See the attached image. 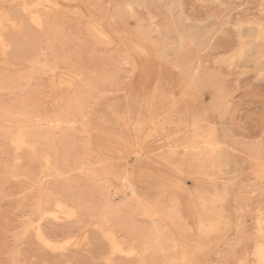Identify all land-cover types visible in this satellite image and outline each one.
Returning <instances> with one entry per match:
<instances>
[{
	"label": "rangeland",
	"instance_id": "374dc122",
	"mask_svg": "<svg viewBox=\"0 0 264 264\" xmlns=\"http://www.w3.org/2000/svg\"><path fill=\"white\" fill-rule=\"evenodd\" d=\"M258 23L264 0H0V264H264ZM214 125L233 164L172 172Z\"/></svg>",
	"mask_w": 264,
	"mask_h": 264
},
{
	"label": "bare ground",
	"instance_id": "6f19581e",
	"mask_svg": "<svg viewBox=\"0 0 264 264\" xmlns=\"http://www.w3.org/2000/svg\"><path fill=\"white\" fill-rule=\"evenodd\" d=\"M128 1V0H127ZM125 3V2H124ZM130 5H131V3H129ZM120 12V11H119ZM126 12H128V11H126ZM125 12V13H126ZM122 13V12H121ZM124 13V12H123ZM120 14V13H119ZM136 14V13H135ZM128 16V15H127ZM138 16V15H137ZM121 17V16H120ZM124 18L126 17V16H123ZM122 17V18H123ZM120 20V19H119ZM138 20V19H137ZM125 21V20H124ZM118 22V21H117ZM116 23V22H115ZM119 23V22H118ZM126 23H128V19L126 20ZM36 24V23H35ZM121 23H119V25H120ZM132 24V23H131ZM143 24V23H142ZM141 24V25H142ZM261 24V23H260ZM260 24L258 23V24H256L253 28H251V31H252V34H253V44H255L256 43V41L257 40H259V39H262L263 37L262 36H264V34H263V31L262 30H264L261 26H260ZM124 25H125V23H124ZM122 26H123V24H122ZM126 26V25H125ZM128 26V25H127ZM145 26H147V25H145ZM148 26H149V24H148ZM240 26V25H239ZM150 27V26H149ZM123 28V27H122ZM126 28V27H125ZM128 29H130L129 27H128ZM150 30H151V28H149ZM141 30H143V29H141ZM145 32H146V27H145ZM240 30H241V28H240ZM248 30V29H247ZM239 31V30H238ZM243 31H245V30H243ZM243 31H241V32H243ZM249 31H250V29H249ZM129 32V31H128ZM143 32V31H142ZM149 32V31H148ZM246 32V31H245ZM239 33V32H238ZM247 33H248V31H247ZM250 33V32H249ZM142 34V33H141ZM147 34V33H146ZM152 34V33H151ZM240 34V33H239ZM238 34V35H239ZM243 34H244V32H243ZM246 34V33H245ZM244 34V35H245ZM148 35H149V33H148ZM147 35V36H148ZM250 35H251V33H250ZM240 36H242V35H239V38H240ZM246 36V35H245ZM244 36V37H245ZM243 36H242V40H243V38H244ZM246 39H248V37H245ZM149 40H151V38H149ZM153 40V39H152ZM240 40V39H239ZM245 40V39H244ZM264 40V39H263ZM11 41V40H10ZM155 41V40H154ZM249 42H250V40H248ZM248 42V43H249ZM252 42V41H251ZM259 42V41H258ZM260 42H262V41H260ZM244 43V45H245V42H243ZM15 44V43H14ZM246 44H247V42H246ZM250 44V43H249ZM252 44V43H251ZM264 44V43H263ZM248 45V44H247ZM246 45V46H247ZM255 45H257V44H255ZM254 45V46H255ZM241 46H242V43H241V45H240V48H241ZM246 46H244V47H246ZM251 46V45H250ZM250 46L248 47L247 46V48H249V49H251L250 48ZM254 46H251L252 48L254 47ZM16 47V46H15ZM243 47V46H242ZM244 47H243V49H244ZM258 47H259V45H258ZM261 47V49H262V46H260ZM256 49H257V47H256ZM255 49V50H256ZM260 49V48H259ZM258 49V50H259ZM263 49H264V47H263ZM262 49V50H263ZM240 50L242 51V48L241 49H239V51L238 52H240ZM251 50H253V49H251ZM250 50V51H251ZM254 50V51H255ZM262 50H259V51H256L257 53H255V55L257 56V54H258V52H260L261 53V51ZM245 51H248L249 52V50H245ZM242 52H244V50L242 51ZM242 52H240V53H242ZM247 52V53H248ZM263 52V51H262ZM134 53H142V49L141 48H138L137 47V49H134ZM251 52H249L248 54H250ZM237 54V53H236ZM242 54H244V53H242ZM253 54V53H252ZM251 54V55H252ZM235 55V54H234ZM245 55L247 56V54L245 53ZM245 55H242V56H245ZM254 55V56H255ZM261 55V54H260ZM236 56V55H235ZM235 56H232V58L234 59L235 58ZM239 56V55H238ZM245 56V57H246ZM239 57H241V56H239ZM238 57V58H239ZM247 57H251L250 55H248ZM252 57H253V55H252ZM256 58H258V57H256ZM232 59V61H234ZM251 59V58H250ZM239 60H240V58H239ZM259 60H260V58H259ZM226 61L227 60H225V63H226ZM232 61H230V59L228 60V63H230L231 62V64H232ZM236 61H237V59H236ZM235 62V61H234ZM256 62V61H255ZM260 62V61H259ZM258 62V63H259ZM228 63H226L227 65H230V64H228ZM262 63V62H261ZM256 64V63H255ZM233 65V64H232ZM258 65V64H257ZM260 65V64H259ZM263 65V64H262ZM256 66V65H255ZM258 67H261V66H258ZM263 67V66H262ZM222 81V80H221ZM221 81H219V82H221ZM224 81V80H223ZM222 81V82H223ZM221 84H223V83H221ZM83 87V86H82ZM221 87H222V85H221ZM223 90V89H222ZM228 97V96H227ZM222 99V98H221ZM220 103H224V102H220ZM93 104V103H92ZM225 104V103H224ZM225 106V105H224ZM223 116V115H222ZM24 119H26V118H24ZM29 119V118H28ZM18 120V119H17ZM19 120H21V119H19ZM58 120V119H57ZM222 120H224V119H222ZM29 121V120H28ZM202 121H203V119H202ZM201 121V122H202ZM205 121V120H204ZM24 122V121H23ZM192 124L193 123H195V122H197L196 120H191L190 121ZM225 122V121H224ZM223 121H222V123H224ZM22 123V122H21ZM139 123V122H138ZM221 123V124H222ZM26 124V123H25ZM225 124V123H224ZM223 124V125H224ZM23 125H24V123H23ZM26 125H28V124H26ZM31 125V124H30ZM226 125V124H225ZM25 126V125H24ZM34 126H36V125H34ZM19 127V126H18ZM21 127V126H20ZM19 127V128H20ZM23 127V126H22ZM30 128H32V126H29ZM40 127V126H39ZM18 128V129H19ZM42 128V127H41ZM239 128H240V126H239ZM23 129V128H22ZM219 129H221V131H222V128H219ZM241 129V128H240ZM226 130V129H225ZM264 130V129H263ZM23 131V130H22ZM190 131H192V129H190ZM215 131H216V127H215V125H214V127L210 130V131H208V132H206V133H204V134H198V133H195V135L193 136V137H191V133L190 134H188V135H186L185 136V138H186V142L185 143H188V141H191L192 140V138H194L195 140H197V143H196V145H195V147H193L192 148V150L190 151V152H188L187 154L189 155L188 157L187 156H181L180 155V152H182L183 151V148H184V146H185V144H183V143H180L179 145H177L176 146V152H178L177 153V155L175 156L174 155V158H173V160L171 161V162H169L170 164H168L169 165V167H171L170 169H171V171L173 172V171H175V170H177V171H179L178 173L180 174V176L181 175H184V174H192L193 175V177L195 178V175L196 174H201V173H204V172H206V173H209V171L210 170H214V168L215 167H218L219 166V163L221 162L222 164H224V165H228V164H233V162H232V160H233V158H229V157H227V155H224V154H221L220 152H222V150H226L227 152H229V149L227 148V146H226V144L225 143H223V141H222V137L220 138V137H218L217 135H216V133H215ZM243 131V130H242ZM17 132V131H16ZM30 132L32 133V131L30 130ZM34 132V131H33ZM43 132V131H42ZM240 132V131H239ZM261 132V131H260ZM263 132V131H262ZM20 133H21V131H20ZM223 133V132H222ZM226 133V132H225ZM19 134V133H18ZM144 134H148L149 135V138H152V136L153 135H155L156 133H155V130H153V128L152 129H150L149 130V132L148 131H146V133L145 132H143V133H140L138 136H139V138L141 137V138H145L143 135ZM227 134V133H226ZM235 134V133H234ZM242 134H243V132H242ZM250 134V133H249ZM262 134V133H261ZM260 134V135H261ZM229 135V134H228ZM231 135V134H230ZM236 135V134H235ZM241 135V134H240ZM259 135V136H260ZM263 135H264V133H263ZM237 136V135H236ZM243 136H245V135H243ZM243 136H240V137H243ZM24 137V136H23ZM37 137V136H36ZM248 137V136H247ZM43 138H44V136H43ZM163 138H165V139H167V136H163ZM244 138H246V136L244 137ZM263 138V137H262ZM30 139V138H29ZM29 139H27V140H29ZM39 139H41V138H39ZM47 139V138H46ZM50 139H51V137H50ZM241 139H243V138H241ZM251 139H252V137H251ZM261 139V138H260ZM12 140V139H11ZM10 140V141H11ZM37 140H38V138H37ZM232 140V139H231ZM234 140V139H233ZM24 141V140H23ZM30 141V140H29ZM42 141H43V139H42ZM235 141V143H236V140H234ZM233 141V142H234ZM241 141V140H240ZM243 141H244V139H243ZM257 141V140H256ZM261 141H263V139L261 140ZM41 142V141H40ZM50 142H52V141H50ZM250 142V141H249ZM251 142H253V141H251ZM250 142V143H251ZM255 142V141H254ZM12 143V142H11ZM27 143V142H26ZM39 143V142H38ZM174 143V140L172 139L171 141H167L165 144H167V145H169V144H173ZM257 143V142H256ZM255 143V144H256ZM14 144V143H13ZM28 144V143H27ZM43 143L41 142V145H42ZM234 144V143H233ZM239 144H241V143H239ZM245 144H247V143H245ZM254 144V145H255ZM40 145V144H39ZM40 145V146H41ZM44 145V144H43ZM237 145V144H236ZM24 146V145H23ZM31 146V145H30ZM52 146H53V144H52ZM140 146V145H139ZM196 146H197V148H196ZM258 146V145H257ZM259 146H261V145H259ZM19 147V146H18ZM26 147V146H25ZM48 147V146H47ZM141 147H142V145H141ZM16 148V147H15ZM20 148V147H19ZM18 148V149H19ZM134 148V147H133ZM132 148V149H133ZM17 149V148H16ZM50 149V148H49ZM135 150H133V153H135V155H134V157H135V159L133 160V162L131 163V162H129V161H127V163H131V166L133 167V166H140L143 162H145V159L146 158H151V156H153L152 155V153L150 152V151H152V148H151V150L149 151V152H143L142 153V150L141 151H139V150H137L136 148H134ZM264 149V148H263ZM51 150V149H50ZM232 150V149H231ZM35 151V150H34ZM33 151V152H34ZM53 151V150H52ZM256 151H258V150H256ZM262 151V150H261ZM261 151H260V153H261ZM233 152V151H232ZM264 152V151H263ZM36 154H38L39 155V157H40V153H36ZM38 155H36V156H38ZM131 155V154H130ZM27 156V155H26ZM35 156V155H34ZM35 156V157H36ZM148 156V157H147ZM38 157V158H39ZM133 157V156H132ZM133 157V158H134ZM201 157H205V161L203 162L202 161V159H201ZM257 157V156H256ZM55 158V157H54ZM54 158H53V160H54ZM56 159H57V157H56ZM131 159V158H130ZM47 161V160H46ZM42 162V161H41ZM159 163H165L166 161L165 160H161V161H158ZM202 163L203 164V167H200V165L199 164H197V163ZM54 163V162H53ZM43 165V164H42ZM125 165V164H124ZM196 165H199V167L198 168H200V169H195V166ZM263 166V165H262ZM262 166H261V168H262ZM49 167V166H48ZM48 167H46V168H48ZM52 167V166H51ZM56 168V167H55ZM41 169H42V167H41ZM44 170V169H43ZM48 170H49V168H48ZM42 171V170H41ZM47 171V170H46ZM51 171V170H50ZM171 171L169 172V173H171ZM43 172V171H42ZM53 171H51V173H52ZM168 173V174H169ZM123 177V176H122ZM172 177V181H173V184L181 191V192H184L185 194H189L190 195V193L187 191V189H186V187H185V184H184V182L181 180V178L180 177H174L172 174H169V178H171ZM174 177V178H173ZM129 177L128 176H124V183H126V185H127V187L130 189V191H131V193L133 194V195H135V196H137V191H136V188H135V183H133V181H131V180H129L128 179ZM125 185V184H124ZM46 189V188H45ZM125 189H127V188H125ZM46 190H48L49 191V189H46ZM57 191V190H56ZM128 191V190H127ZM51 192V191H50ZM49 192V193H50ZM53 192V191H52ZM54 193H55V191H54ZM47 194V193H46ZM49 194H47V196H48ZM52 195V194H51ZM51 195H49V196H51ZM54 195V194H53ZM57 195V194H56ZM106 197V196H105ZM119 197H121V195L119 196ZM127 197V196H126ZM131 197H132V195H131ZM124 198V197H123ZM106 199H108V198H106ZM109 200V199H108ZM121 200V199H120ZM112 201V200H111ZM110 201V202H111ZM191 201H193L192 199H191ZM51 202V201H50ZM106 202V201H105ZM193 202H195V201H193ZM34 203H36V202H34ZM52 203V202H51ZM239 203V202H238ZM59 204V203H58ZM241 204V203H240ZM242 205H244V204H242ZM241 205V206H242ZM48 206V205H47ZM240 206V205H239ZM33 207V206H32ZM32 207H31V209L30 210H32ZM111 207V206H110ZM109 207V208H110ZM50 208V207H49ZM239 209V208H238ZM150 211V210H149ZM34 212H36V210L34 209ZM32 213V212H31ZM149 213V212H148ZM34 214V213H33ZM104 214V213H103ZM151 216V215H150ZM153 216V215H152ZM239 217H240V215H239ZM250 217V216H249ZM36 218H38V217H36ZM242 218V217H241ZM243 219V218H242ZM242 219H240V220H242ZM237 221H238V219H237ZM52 222H53V220H52ZM41 224V223H40ZM39 224V225H40ZM68 224V223H67ZM242 224H244V223H242ZM241 223H239V225H242ZM54 226H55V224H53ZM61 225V224H60ZM63 225V224H62ZM235 225H237V224H235ZM260 225V224H259ZM53 226V227H54ZM38 227V226H37ZM41 227H42V225H41ZM58 227H60L59 225H58ZM62 227V226H61ZM64 227H67V225L66 226H64ZM236 228L238 229V226H236ZM243 228L245 229V227L243 226ZM242 228V229H243ZM42 229V228H41ZM56 229V228H55ZM60 229V228H59ZM239 229H241V227H239ZM242 229L241 230H238V232L240 231V233H241V231H242ZM60 231H62V230H60ZM246 231V230H245ZM38 232V231H37ZM42 232V231H41ZM197 232H198V234L201 236L202 234H203V231L201 230V229H199V227L197 226ZM44 233V232H43ZM243 233V232H242ZM66 234V233H65ZM160 234V233H159ZM143 235L144 234H142V237H143ZM146 235V234H145ZM157 235V234H156ZM242 236H243V234H241ZM154 236V235H153ZM145 237H147V236H145ZM155 237V236H154ZM160 237V236H159ZM158 237V238H159ZM244 237V236H243ZM156 238V237H155ZM146 239V238H145ZM147 239H148V237H147ZM151 239H152V237H151ZM144 240V239H143ZM115 241V240H114ZM149 242L151 241V240H148ZM135 242V241H134ZM148 242V243H149ZM136 243V242H135ZM135 243H133V244H135ZM145 243V242H144ZM160 243V242H159ZM111 244H112V242H111ZM48 245V244H47ZM155 245V244H154ZM160 245V244H159ZM158 245V246H159ZM160 247V246H159ZM206 247H208L207 245H205L204 243H201L200 244V246H198V248H197V250H204V249H207ZM33 248V247H32ZM35 249V248H34ZM187 250H188V252H186V254L187 253H189V252H192V251H190L188 248H186ZM35 251V250H34ZM42 252V251H41ZM194 252V251H193ZM19 253V252H18ZM39 253V252H38ZM257 254V253H256ZM55 255V254H54ZM53 255V256H54ZM57 255V254H56ZM56 258V257H55ZM45 260V259H44ZM51 261H54V258L52 259L51 258ZM56 261V260H55ZM54 261V262H55ZM121 261H122V259H121ZM121 261H120V263H121ZM125 261V260H124ZM123 263V262H122ZM126 263V262H125ZM124 263V264H125ZM128 263V262H127ZM51 264H53V263H51ZM55 264H56V262H55Z\"/></svg>",
	"mask_w": 264,
	"mask_h": 264
}]
</instances>
